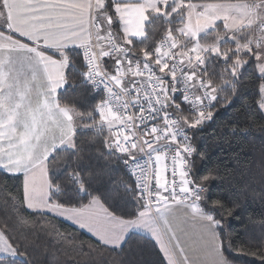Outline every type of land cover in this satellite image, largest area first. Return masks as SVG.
I'll return each instance as SVG.
<instances>
[{"label":"snow or ice","instance_id":"obj_1","mask_svg":"<svg viewBox=\"0 0 264 264\" xmlns=\"http://www.w3.org/2000/svg\"><path fill=\"white\" fill-rule=\"evenodd\" d=\"M213 58L222 61L219 80L208 72ZM249 66L264 120V0H0V206L13 214L0 218V264H34L43 237L85 264H128L136 239L151 245L152 264H181L184 249L159 234L165 212L181 230L190 225L196 264H264V194L246 186L213 196L225 180L218 166L195 188L188 179L209 158L193 137L217 104L235 102L227 76ZM24 67L32 77L21 88ZM68 87L71 106L59 99ZM98 95L86 110L76 105ZM233 218L244 231L229 230Z\"/></svg>","mask_w":264,"mask_h":264},{"label":"trees","instance_id":"obj_2","mask_svg":"<svg viewBox=\"0 0 264 264\" xmlns=\"http://www.w3.org/2000/svg\"><path fill=\"white\" fill-rule=\"evenodd\" d=\"M151 39H158L149 30ZM231 44V41H228ZM222 61L213 58L208 62V72L217 80L221 76ZM74 69L69 67L68 74L71 78ZM230 81L237 83L238 98L227 108L216 105L212 110L216 112L213 120L193 137L202 150L208 153V159L201 164L199 160L194 162L190 168L193 181L199 180L209 165L218 166L225 180L212 185V195H220L227 198L229 193L240 194L241 190L248 187V191L255 190L256 193L264 194V120H260L257 110V101L260 99L257 92L255 78L252 76V67L249 66L247 74L237 78L228 75ZM231 85L225 87V92L231 94ZM74 93L71 87L62 88L59 91V99L62 103H73ZM223 99V95H221ZM100 96L92 100L89 96L76 101V105L82 109H88L98 103ZM230 126L236 127L237 135H232ZM251 126V127H250ZM249 129L245 134L244 129ZM82 135L88 133L78 130ZM189 135H192L189 132ZM15 181L10 182V187L15 190ZM252 197L249 196V202ZM259 201H257L258 203ZM256 206L255 204L253 205ZM12 213L0 206V218L9 219L12 222ZM229 230L233 232L244 231L242 219L233 218L229 221ZM62 231L76 233L81 238L87 239L88 235L80 233L73 226L63 223ZM255 235V233H253ZM128 264H152L156 260V254L151 245L146 244L142 239L130 242L126 249ZM36 259L34 264H85L87 258L79 257L75 252L70 254L67 246L61 245L53 237H43L36 242ZM239 264H258L251 257H238Z\"/></svg>","mask_w":264,"mask_h":264},{"label":"crops","instance_id":"obj_3","mask_svg":"<svg viewBox=\"0 0 264 264\" xmlns=\"http://www.w3.org/2000/svg\"><path fill=\"white\" fill-rule=\"evenodd\" d=\"M200 1H207V0H200ZM23 11H26V9ZM17 14L19 13L14 11L13 15H17ZM12 60L19 61V57L13 56ZM18 67H23V65L18 64ZM35 71H36L37 76L40 79H43V72L40 69H36ZM31 77H32V71L24 67V75L20 77V87L24 88L25 78L30 80ZM34 91L35 89L33 86V93ZM33 99H34V96H33ZM157 219H158V224H159V234L162 237L163 241L169 245L179 244V246L184 249V253H181L179 250V247L177 248V255L181 261V264H183V256L185 253L187 254L191 264H196L198 253L194 251V247H195L194 237L190 235L191 233L190 225H185L184 230H181V227L177 225L175 219L173 218L170 212H165L163 215L158 214Z\"/></svg>","mask_w":264,"mask_h":264},{"label":"built area","instance_id":"obj_4","mask_svg":"<svg viewBox=\"0 0 264 264\" xmlns=\"http://www.w3.org/2000/svg\"><path fill=\"white\" fill-rule=\"evenodd\" d=\"M141 91H143V89H141ZM129 99H131V97H130ZM117 111H119V109H117ZM129 111H134V109H129ZM189 159H191V158H189ZM169 172H171V167L169 168ZM161 179H162L163 182H165V183H170L171 180L173 179V177H172L171 175H168L167 177H161ZM188 179H189L190 181H193L191 175L188 177ZM176 180H177V184H178V183H179V177H176ZM195 186H196V184H195V182H194L193 187L195 188ZM177 191L179 192V189H177Z\"/></svg>","mask_w":264,"mask_h":264},{"label":"rangeland","instance_id":"obj_5","mask_svg":"<svg viewBox=\"0 0 264 264\" xmlns=\"http://www.w3.org/2000/svg\"><path fill=\"white\" fill-rule=\"evenodd\" d=\"M200 2H207V1H200ZM208 2H213V0H209ZM235 2V0H233Z\"/></svg>","mask_w":264,"mask_h":264}]
</instances>
